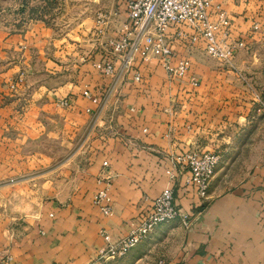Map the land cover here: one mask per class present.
I'll use <instances>...</instances> for the list:
<instances>
[{"label":"crops","instance_id":"crops-1","mask_svg":"<svg viewBox=\"0 0 264 264\" xmlns=\"http://www.w3.org/2000/svg\"><path fill=\"white\" fill-rule=\"evenodd\" d=\"M213 4L231 19L229 39L255 30L244 4ZM121 12L119 30L126 20ZM107 32L83 41L74 23L63 33L44 21L23 31L0 29V254L10 253L11 264H155L159 258L169 264H264V153L240 161L226 152L249 114L234 69L240 50L231 62L221 61L171 30L173 62H192L186 76L169 75L154 56L137 57L128 69L115 58L117 74L106 75L96 63L110 58L107 43L115 35ZM87 89L96 103L84 95ZM64 99L67 106L59 103ZM98 127L109 132L99 135ZM77 136H84V145L75 153ZM52 139L70 144L72 169L67 162L46 168L43 160L54 158L47 149ZM33 143L40 148L27 147ZM195 149L221 154L214 179L239 177L219 186L223 192L214 180L201 199L188 184V170L176 162ZM81 155L85 161L75 167ZM107 178L110 216L94 204ZM167 185L182 212L191 214V225L180 218L162 223L125 256L100 260L106 244L101 231L113 240L128 235Z\"/></svg>","mask_w":264,"mask_h":264},{"label":"built area","instance_id":"built-area-1","mask_svg":"<svg viewBox=\"0 0 264 264\" xmlns=\"http://www.w3.org/2000/svg\"><path fill=\"white\" fill-rule=\"evenodd\" d=\"M121 3L126 13V20L119 35L109 39L107 43L110 58L96 63L106 75L117 74L115 58L122 60L123 69H128L137 57L147 60L154 56L160 59L169 75L186 76L190 72L192 62L188 57L173 62L175 54L169 45L171 30L187 43L202 44L209 55L225 62H231L237 52L246 45L245 39H229L231 19L220 5L214 6L213 0H121ZM140 78V74L136 73L135 79L140 80ZM12 87H15V84H12ZM84 95L92 102L98 101V97L89 89L84 91ZM59 103L67 106L69 100L64 99ZM176 162L181 163L188 170V184L195 188L201 199H206L220 165L221 154L212 150L195 149L178 156ZM108 165L105 161L104 167ZM168 173L172 178L174 177L171 170ZM109 185L107 178L106 185L94 195L95 206L106 216L113 214ZM177 218H180L186 227L191 225V214L182 212L176 203L173 187L167 185L152 200L147 210L142 213L139 224L132 228L128 235L113 240L105 230L101 231L106 244L99 248V259L112 260L125 256L158 225ZM11 262L10 253L0 254V264H11ZM155 264H169V262L159 258Z\"/></svg>","mask_w":264,"mask_h":264},{"label":"rangeland","instance_id":"rangeland-1","mask_svg":"<svg viewBox=\"0 0 264 264\" xmlns=\"http://www.w3.org/2000/svg\"><path fill=\"white\" fill-rule=\"evenodd\" d=\"M234 2L250 8L252 11L246 18L255 20V26H259L254 28V31L251 29L247 34L246 45L236 56L239 67L234 68L238 72L236 83L244 91L241 95L243 101L248 103L246 106L249 108V114L245 125L236 131V138L229 142L231 149L226 152L232 156V159L240 158L242 161L250 152L264 153V0H234ZM122 8L121 0H0V29L6 32L23 31L37 21H44L54 27L57 26L59 33H63L74 23L75 37L78 40H91L97 38L98 34L104 36L107 31L117 37L120 33L117 24H120L125 17L121 12ZM108 23L112 24L111 29L110 27L108 29ZM108 130L109 128L98 127L96 132L100 135ZM83 137H80L81 139L75 137V153L84 145ZM47 145L48 152L53 154L54 158L43 160L47 165L46 168L58 167L66 162L67 169L73 168L74 163L67 158L72 150L70 144L63 143L61 139L56 141L52 139ZM27 147L38 150L40 144L33 143ZM86 148L87 145L83 150ZM84 161L81 155L75 159V167ZM39 168L37 165L33 170L38 174L42 170ZM238 177L227 175L224 179L217 180L214 176L211 186L217 180L215 185L217 192H223L218 187H225Z\"/></svg>","mask_w":264,"mask_h":264}]
</instances>
